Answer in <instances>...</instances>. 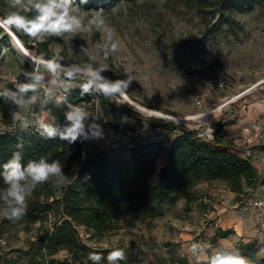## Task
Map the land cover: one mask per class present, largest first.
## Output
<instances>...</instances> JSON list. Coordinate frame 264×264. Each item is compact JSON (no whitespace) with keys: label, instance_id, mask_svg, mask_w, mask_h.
Returning a JSON list of instances; mask_svg holds the SVG:
<instances>
[{"label":"rangeland","instance_id":"obj_1","mask_svg":"<svg viewBox=\"0 0 264 264\" xmlns=\"http://www.w3.org/2000/svg\"><path fill=\"white\" fill-rule=\"evenodd\" d=\"M221 2L116 0L110 7L81 0L74 3L76 14L85 25L103 10L106 25L115 30L121 41L119 51L107 57L105 33L95 26L91 31L42 39L23 32L27 41L20 39L35 55L45 60L57 59L62 69L74 64L80 67L91 64L93 68L103 65L106 70L101 74L112 82L128 76L134 78L127 96L149 112L133 107L118 94L111 98H117L121 106L129 105L138 113L126 115L120 110L103 109L95 98L77 106L89 113L85 121L89 138L81 135L86 152L112 150L114 159L129 161L131 147L160 142L164 144L161 168L168 160L173 140L183 132H191L207 142L218 135L223 142H232L231 146H223L228 151L248 156L264 168V1L243 11H225ZM116 7L120 8L119 12L113 11ZM12 11L29 19L37 15L34 9L25 11L24 5L12 8L7 0L0 18ZM3 54L0 89L9 94L17 125L5 127L0 122V132L43 129L41 123L54 127L55 118L46 108L53 101L61 103L80 83L64 78L61 71L53 84L52 74L25 57L12 42L5 45ZM37 71L43 75L41 86L36 92L20 93L19 85L33 83ZM33 96L35 101L31 100ZM200 114L206 116L198 121L183 119ZM151 118H165L182 127L169 134L152 126L148 120ZM70 125L68 120L63 123L66 128ZM95 131L99 136L92 135ZM227 190V184L221 180H203L187 193L197 197L189 203V209L186 210L185 198L166 205L163 216L156 218L151 227L140 223L135 227L121 225L98 234L85 226H76L77 235L82 244L95 249H122L125 259L117 264H210L217 253L238 255L249 262L242 255V246L246 244L243 237L217 242L222 230L218 227L220 216H239L250 199L249 195L238 203L223 205L226 198L222 194ZM260 192L264 195L263 190ZM4 207L0 203V211ZM63 220L61 215L51 214L45 221L25 227L0 216V254L6 258L4 262L14 258V264H27L30 258H23L20 252L27 251L33 243L36 247L40 238L51 236ZM258 226L263 233L264 227ZM193 245H198L195 251ZM254 250L263 259L264 241ZM43 264L96 262L83 252L75 260L73 254L60 250L47 256ZM98 264L109 261L101 259Z\"/></svg>","mask_w":264,"mask_h":264},{"label":"trees","instance_id":"obj_2","mask_svg":"<svg viewBox=\"0 0 264 264\" xmlns=\"http://www.w3.org/2000/svg\"><path fill=\"white\" fill-rule=\"evenodd\" d=\"M5 1L0 0V13ZM79 1L74 0V3ZM87 1L98 2L101 7H110L112 2H116ZM263 1L222 0L221 3L225 11H243ZM12 30L19 38L27 41L22 31L15 28ZM0 37L1 66L5 60V45L12 40L2 28ZM73 80L78 81L80 86L70 90L61 103L53 101L46 108L56 121L53 137H48L39 128L0 132V174L3 173V164L19 154L20 162L25 167L29 161L38 162L41 158L48 163L58 161L62 166L63 177L66 178L61 186L56 185L57 178L38 185L32 195L26 197L25 215L14 221L17 225L29 227L45 221L51 214L64 218L51 236L40 238L36 247L33 243L27 251L20 252L23 258H30L27 264H43L47 256L60 250H67L74 255L75 260L81 252L85 256L100 254L101 259L106 260L114 249L100 250L82 244L76 226H85L98 234L117 229L121 225L135 227L140 223L151 227L156 218L163 216L166 205L185 198L188 202L186 210L189 209V203L197 197L187 193L203 180L225 182L230 191L237 194L238 202L249 196L259 184H264V178L260 176L251 158L228 151L223 146H231L232 142H223L218 135L207 142L191 132H183L171 143L168 160L161 168L159 163L164 144L160 142L131 147L129 161H124L111 157L112 150L86 152L81 136L72 143L61 139V134L67 129L63 126L67 113L92 98L103 109L120 110L126 115L137 112L129 105L121 106L117 98L105 97L94 85L88 92H84L82 85L86 83L85 79L76 77ZM0 115L5 127L17 125L12 101L3 89H0ZM148 120L152 126L162 128L169 134L182 127L165 118ZM6 187L0 175V191ZM0 203L4 205L2 201ZM232 233L231 230L222 231L220 236L226 238ZM256 247V242L243 244L242 255L249 258L247 264H264V258L256 256ZM4 260L6 258L0 254V264L15 263L14 258H8L7 262Z\"/></svg>","mask_w":264,"mask_h":264},{"label":"clouds","instance_id":"obj_3","mask_svg":"<svg viewBox=\"0 0 264 264\" xmlns=\"http://www.w3.org/2000/svg\"><path fill=\"white\" fill-rule=\"evenodd\" d=\"M9 2L12 8L24 5L25 11L34 9L37 15L29 19L17 11L10 12L6 17L0 18V28L7 31L15 28L31 38L42 39L44 36H63L66 33L75 34L81 31H91L92 26H95L97 30L105 33V57L109 53L118 52L120 49L121 41L115 34V30L106 25L102 16V9L89 19L87 25H85L82 18L76 14L78 9L74 5V0H27L26 4L25 0H9ZM81 2L86 3L87 0H81ZM113 11L119 12L120 8L116 7ZM41 64L54 77L53 84L57 83L55 77L61 71L69 78V81L81 75L86 80V83L82 85L84 92H88L94 85L95 89L105 97H113L115 94H119V98L125 97L127 89L134 79L132 76H128L127 79L109 81L100 75L101 71L106 70L103 65L93 68L91 64H86L84 67L74 64L71 67L62 69L57 59L42 60ZM42 79L43 75L37 71L33 75V83L19 85L20 93L36 92L37 88L41 86ZM35 99V96L31 98L32 101H35ZM17 103H22V101H17ZM88 115L89 113L82 107H73L67 113V120L71 122V125L65 133L61 134V139H66L69 143L75 142L81 135L88 139L89 135L85 131V121ZM40 126L48 137L55 135V129L50 125L41 123ZM99 134L98 131L92 133L93 136H99ZM0 175L3 176L4 184L7 185L6 189L0 191V201L5 205L3 210L0 211V216L10 221L23 218L27 207L26 197H30L38 185L49 182L51 178H57V186H61L66 182V178L63 177L62 173V166L58 161L48 163L41 158L38 162L29 161L25 167L20 162L19 154L3 164V173ZM192 247L195 251L198 245ZM89 259L98 264L101 255L92 253L89 255ZM107 259L109 264H117L118 260L125 259V253L122 249H116L108 254ZM210 264H247V261L238 255L217 253L211 259Z\"/></svg>","mask_w":264,"mask_h":264},{"label":"crops","instance_id":"obj_4","mask_svg":"<svg viewBox=\"0 0 264 264\" xmlns=\"http://www.w3.org/2000/svg\"><path fill=\"white\" fill-rule=\"evenodd\" d=\"M0 122L2 123L1 115H0ZM253 164L258 170L260 176L264 178L263 166H261V164L257 162L256 160L253 161ZM262 185L264 184H259L254 190H252L251 191L252 193H250V197L252 196V194L256 192H260V190H263ZM222 197L224 199L226 198V201H223L222 203L223 205L234 204L235 202L238 203L237 194L230 191L229 188L226 192L222 194ZM243 211L241 210V214H239V216H234L233 218H230L231 215L220 216L218 220L220 225L218 227H222V230H220L219 233L222 231H227V230H231L233 233L226 238L221 237L219 235L217 237L218 238L217 242L221 243L224 240H228V241L230 240L231 242L234 239H238L242 237L244 238L243 241L246 244L253 243V242H256L257 244H259L261 241H264V232L260 233L259 231V226H258L259 218H258V214L254 206H248L246 210H243ZM224 224H226L225 227H224Z\"/></svg>","mask_w":264,"mask_h":264},{"label":"bare ground","instance_id":"obj_5","mask_svg":"<svg viewBox=\"0 0 264 264\" xmlns=\"http://www.w3.org/2000/svg\"><path fill=\"white\" fill-rule=\"evenodd\" d=\"M12 43L14 45V47L20 52L22 53L25 57H27L30 60L35 61L37 64L42 65L41 61L45 60L37 55H35L31 50H29L25 44L23 43V41L17 36V35H12ZM100 75L106 79H108L106 76H104L103 74L100 73ZM109 80V79H108ZM111 81V80H109ZM128 97V96H127ZM129 98V97H128ZM130 99V98H129ZM131 100V99H130ZM132 101V100H131ZM133 103H135L134 101H132ZM137 104V103H136ZM138 105V104H137ZM140 108L147 110L146 108L138 105ZM149 111V110H148ZM151 112V111H150ZM206 116V114H200V115H193V116H187L184 117L183 119L188 120V121H198L203 119Z\"/></svg>","mask_w":264,"mask_h":264},{"label":"built area","instance_id":"obj_6","mask_svg":"<svg viewBox=\"0 0 264 264\" xmlns=\"http://www.w3.org/2000/svg\"><path fill=\"white\" fill-rule=\"evenodd\" d=\"M198 104L202 105L201 97H198ZM210 137V136H208ZM261 187V186H260ZM262 189L264 192V185H262ZM261 192H256L252 194V196L249 199L248 206H254V208L257 211L258 218H259V224H261L262 227H264V195L260 194ZM264 194V193H263Z\"/></svg>","mask_w":264,"mask_h":264},{"label":"water","instance_id":"obj_7","mask_svg":"<svg viewBox=\"0 0 264 264\" xmlns=\"http://www.w3.org/2000/svg\"><path fill=\"white\" fill-rule=\"evenodd\" d=\"M2 29H4V28H2ZM5 30V29H4ZM7 33H8V35L10 36V38H12V35H16V33L11 29L10 31H7V30H5ZM12 40V39H11ZM119 95V94H118ZM122 99H124L126 102H128L130 105H132L133 107H135V108H137V109H139V110H142V111H145V112H149V111H147V110H145V109H142V108H140L136 103H133L128 97H127V95L125 96V97H123Z\"/></svg>","mask_w":264,"mask_h":264}]
</instances>
